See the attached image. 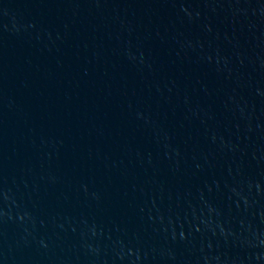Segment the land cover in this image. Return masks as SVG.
Instances as JSON below:
<instances>
[{
  "label": "water",
  "instance_id": "water-1",
  "mask_svg": "<svg viewBox=\"0 0 264 264\" xmlns=\"http://www.w3.org/2000/svg\"><path fill=\"white\" fill-rule=\"evenodd\" d=\"M0 264H264V0H0Z\"/></svg>",
  "mask_w": 264,
  "mask_h": 264
}]
</instances>
